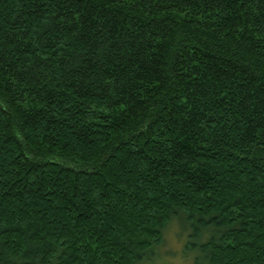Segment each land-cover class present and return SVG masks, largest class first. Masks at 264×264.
<instances>
[{"label":"trees","instance_id":"1","mask_svg":"<svg viewBox=\"0 0 264 264\" xmlns=\"http://www.w3.org/2000/svg\"><path fill=\"white\" fill-rule=\"evenodd\" d=\"M173 220L264 264V0H0V264L151 261Z\"/></svg>","mask_w":264,"mask_h":264},{"label":"rangeland","instance_id":"2","mask_svg":"<svg viewBox=\"0 0 264 264\" xmlns=\"http://www.w3.org/2000/svg\"><path fill=\"white\" fill-rule=\"evenodd\" d=\"M181 222L173 220L164 231L163 244L160 246L158 256L151 261L139 264H192V257H182V248L185 245L187 232L181 230ZM194 253V252H193Z\"/></svg>","mask_w":264,"mask_h":264}]
</instances>
